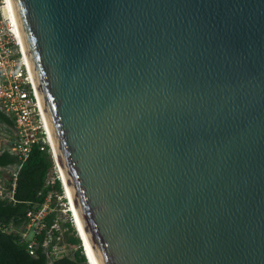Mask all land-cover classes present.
Listing matches in <instances>:
<instances>
[{
  "label": "water",
  "instance_id": "95a60500",
  "mask_svg": "<svg viewBox=\"0 0 264 264\" xmlns=\"http://www.w3.org/2000/svg\"><path fill=\"white\" fill-rule=\"evenodd\" d=\"M95 264H264V0H10Z\"/></svg>",
  "mask_w": 264,
  "mask_h": 264
},
{
  "label": "built area",
  "instance_id": "2783aa9c",
  "mask_svg": "<svg viewBox=\"0 0 264 264\" xmlns=\"http://www.w3.org/2000/svg\"><path fill=\"white\" fill-rule=\"evenodd\" d=\"M9 3L10 0H0V110L13 121L14 140L11 143H7V139L0 142V151L8 149L16 156V163L9 168L0 166V199L15 201L13 195L17 174L32 147L38 145L43 149L48 145L53 165L47 169L45 184L53 187L59 181L62 192L49 191L40 206L27 211V224L22 235L29 240L27 248L31 255H34L33 247L40 240V245L45 249L49 248L52 256L57 258L65 252L62 245L66 225L70 224L80 239L87 264H91L51 144L43 109ZM52 212L55 214L47 223L46 218ZM39 236H42L41 239Z\"/></svg>",
  "mask_w": 264,
  "mask_h": 264
},
{
  "label": "trees",
  "instance_id": "16d2710c",
  "mask_svg": "<svg viewBox=\"0 0 264 264\" xmlns=\"http://www.w3.org/2000/svg\"><path fill=\"white\" fill-rule=\"evenodd\" d=\"M0 129L5 131L7 143H11L14 140L13 121L1 110ZM15 163L16 156L8 149L0 151L1 167L9 168ZM52 165L49 146L40 149L38 145H34L17 174L13 195L15 201L0 199V264H87L80 239L70 224L66 225L64 237L69 251L57 258L52 256L49 248L45 249L40 245V240L34 245V255H31L27 248L29 240L22 235L27 224V211L40 206L49 191L62 192L59 181L53 187L45 184L47 169ZM54 214L52 212L47 216V223Z\"/></svg>",
  "mask_w": 264,
  "mask_h": 264
},
{
  "label": "bare ground",
  "instance_id": "6f19581e",
  "mask_svg": "<svg viewBox=\"0 0 264 264\" xmlns=\"http://www.w3.org/2000/svg\"><path fill=\"white\" fill-rule=\"evenodd\" d=\"M9 4H10V8H11V11H12L13 18H14V20H15V16H14V12H13V9H12L11 2H10ZM15 21H16V20H15ZM21 42H22V41H21ZM22 46H23V44H22ZM25 57H26V54H25ZM26 58H27V57H26ZM26 60H27V59H26ZM27 64H28V61H27ZM28 67H29V64H28ZM29 69H30V67H29ZM30 72H31V70H30ZM31 75H32V74H31ZM32 78H33V77H32ZM33 82H34V80H33ZM34 85H35V83H34ZM35 89H36V87H35ZM36 92H37V90H36ZM37 96H38V93H37ZM38 98H39V96H38ZM43 114H44V113H43ZM44 117H45V116H44ZM45 121H46V119H45ZM46 125H47V122H46ZM47 128H48V125H47ZM48 130H49V129H48ZM49 136H50L51 144H52V147H53V150H54V153H55L56 159H57V161H58V158H57V155H56V151H55V148H54V145H53V142H52V138H51L50 132H49ZM58 164H59V161H58ZM59 167H60V164H59ZM60 169H61V167H60ZM61 172H62V170H61ZM62 174H63V173H62ZM63 179H64V176H63ZM64 184H65V188H66L67 194H68V196H69V199H70V202H71V205H72V209H73L74 214H75V216H76L77 225H78V228H79V231H80L81 237L84 239V242H85L86 252H87V255H88V257H89L90 263H91V264H95V261H94V259H93L92 253H91V251H90L89 245H88L87 240H86V237H85V235H84L83 229H82V227H81L80 221H79V219H78L77 213H76V211H75V208H74L73 202H72V200H71V197H70V194H69V191H68V188H67V185H66L65 179H64Z\"/></svg>",
  "mask_w": 264,
  "mask_h": 264
},
{
  "label": "rangeland",
  "instance_id": "374dc122",
  "mask_svg": "<svg viewBox=\"0 0 264 264\" xmlns=\"http://www.w3.org/2000/svg\"><path fill=\"white\" fill-rule=\"evenodd\" d=\"M5 139L8 140V138L6 137V133L5 131H3L2 129H0V142H3ZM24 231V230H23ZM30 236V234L28 235V237ZM64 245L63 248H65V252L69 251V247L65 245V243H63Z\"/></svg>",
  "mask_w": 264,
  "mask_h": 264
}]
</instances>
